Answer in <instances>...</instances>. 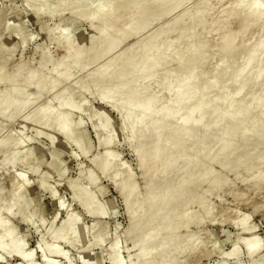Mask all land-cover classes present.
<instances>
[{
    "label": "bare ground",
    "instance_id": "bare-ground-1",
    "mask_svg": "<svg viewBox=\"0 0 264 264\" xmlns=\"http://www.w3.org/2000/svg\"><path fill=\"white\" fill-rule=\"evenodd\" d=\"M63 1L54 2L58 5ZM118 1L100 0L92 12L88 11L91 5L87 0L80 2L82 5L78 4L79 7H73L75 14L91 23L111 19L115 24L112 31L117 37L112 42L105 34L107 31L98 30L102 38L93 42L86 53V66L124 43L140 28L147 29L183 2L175 0L172 5V0H148L143 11L155 6L156 12L151 18L141 21L134 10L140 0H129L126 10L130 20L128 25L121 26L122 11ZM223 2L225 0H208L204 6L187 13L188 19L180 16L164 25L145 41L127 49L92 74L94 88L116 83L112 88L101 90V99L121 116L130 144H140L136 159L145 180L143 194L134 181L123 185L124 180L132 176L124 168H115L117 157L113 153L106 152L92 159L93 164L125 197L129 221L125 234L133 241L136 251L131 264H179L182 255L195 249L197 238L180 237L179 230L188 229L193 224L201 226L205 219L211 218L213 209L207 206L204 216L194 220L189 211H181L175 206L183 203L195 187L203 184L209 185L208 192L227 189L220 175L212 171V165L210 168L211 162L217 163L223 171H234L235 178L252 189L264 187V151H258L264 147V0H236L235 5L215 16L216 9L222 7ZM38 3L48 4L49 0H37ZM98 31H94L92 36L96 37ZM207 33L213 36V40L205 45L201 39ZM83 50L81 47L70 49L71 63L77 65ZM242 54L244 56L239 60ZM214 59L219 63L207 73H202L201 69ZM3 63H0V73L5 71ZM118 65H122V69L116 70ZM22 68L20 66L11 76L3 75L0 80V86L1 83L5 85L0 91V99L4 102L0 116L11 119L19 116L23 109L38 99L36 94L33 97L27 94L29 86L37 87L39 94L52 82L62 81L71 73V68L60 73L55 67V79L51 77L52 81L46 82L47 79L38 77V72L23 74ZM19 83L24 88L16 87L15 84ZM83 88L87 89L84 85ZM230 90L233 91L230 93ZM67 94L74 95L72 91ZM61 106L59 109L64 108L65 112L43 107L27 119L53 129L66 140L79 145L74 138L70 111L81 108L70 102L61 103ZM103 121L97 129L99 144L109 147L114 137L108 131L107 119ZM211 135L215 136L213 143L206 139ZM251 141L254 143L251 149L238 153L241 146ZM14 161L12 159V163ZM251 161L253 166L246 169L245 165ZM25 177H20L22 183H25ZM89 180L95 182L91 174ZM190 187L193 190L190 191ZM21 192L22 188L15 186L7 205L0 206V253L10 254L25 264H33V252L26 250L23 239H18L16 230L2 218L4 214L14 213ZM87 193L83 191L77 196L83 210L87 215L106 217L104 210L93 212L96 200ZM244 200L241 202L246 203ZM76 223L69 216L63 230L56 232L53 240L73 247L79 234ZM254 232V229L246 231L247 234ZM244 245L247 255L254 261L262 249L260 239L252 238ZM234 247L228 258L237 255L238 248ZM47 248L51 256L67 258L61 248ZM112 248L109 264H124L119 250Z\"/></svg>",
    "mask_w": 264,
    "mask_h": 264
},
{
    "label": "rangeland",
    "instance_id": "rangeland-1",
    "mask_svg": "<svg viewBox=\"0 0 264 264\" xmlns=\"http://www.w3.org/2000/svg\"><path fill=\"white\" fill-rule=\"evenodd\" d=\"M54 1L56 0H49L48 4H37V0H0V63H5V71L0 73V80L3 75L11 76L16 73L20 66L23 67V74L38 72V77L41 80L47 79L46 82L55 79V67L60 73L71 68V73L62 81L52 82L39 94L37 87L29 86L27 94L32 95L31 97L36 94L38 99L23 109L24 112L19 116L12 119L0 116V206L7 205L15 186L22 188L21 200L14 208V213L4 214L2 218L16 230L18 239H23L26 250L33 252V264H47L46 261L55 262L53 264H109L113 246L119 250V256L122 257L120 260L123 259L124 264H131L136 251L133 249V241L125 234L129 227L125 197L93 164L92 159L106 152L113 153L117 157L115 168H124L132 176L124 180L123 185L134 181L143 194L145 180L136 159L140 144H130L121 116L101 99V90L112 88L116 83L102 84L100 89L94 88L91 77L95 71L127 49L142 43L164 25L176 21L180 16L188 19L187 13L204 6L208 0H183L178 8L154 21L149 29L140 28L137 33L127 37L124 43L89 66L85 65L86 53L88 54L93 42L102 38V33L98 30L107 31L105 34L110 37V42L116 39L117 34L112 31L114 21L110 19L103 23H91L79 17L74 13L73 7H79L78 4L83 0H64L65 2L60 3L62 6L55 5L57 3ZM98 1L100 0H87L91 5L88 4V11H95ZM128 1H118L122 11L121 26L128 25L130 20L126 10ZM147 1L140 0L134 6L136 17L141 21L151 18L156 12L155 6L143 11ZM174 3L175 0H172L171 4ZM223 4L216 9L215 16H220L227 7L235 5L236 0H225ZM94 31L99 32L96 37L92 36ZM212 40L213 36L209 33L201 39L205 45ZM80 47L84 48V54L76 65L71 63L69 53L71 48ZM242 56L244 55L239 60ZM211 63L204 66L201 72L207 73L219 62L214 59ZM122 67L118 65L116 70ZM15 85L22 87V83ZM4 88V83H1L0 91ZM70 91L74 95H68ZM68 102L81 108L70 111L74 138L79 145L66 140L53 129L27 119L43 107L65 112L59 106ZM3 105V99H0V108ZM104 119H107L108 131L114 137L109 147H101L98 139V125ZM206 139L213 143L215 136L211 135ZM252 143L251 141L241 146L238 153L251 149L254 146ZM258 151L263 152L264 147ZM12 159L16 161L12 163ZM252 162L245 165L246 169L253 166ZM210 168L220 175L227 189H211L208 192V184L197 186L194 190L190 187L192 195L175 206L181 211H189L188 214L194 220L204 216L207 206L210 205L213 209L211 218L205 219L201 226L193 224L188 229L179 230L180 237L190 236L191 239L198 240L195 249L181 256L179 264H264V187L252 189L247 183L237 180L234 171H223L217 163L211 162ZM89 174L94 177V183L89 180ZM20 177H25L27 181L22 183ZM83 191L96 200L93 212L104 210L106 217L87 215L77 198ZM69 216L78 223L76 227L79 234L73 247L53 240V235L63 230ZM248 229H254L255 232L247 234ZM95 231L97 234L100 232L99 236L94 234ZM252 238H259L262 245L254 261L247 255L244 245ZM48 246L61 248L60 251L67 258L51 256ZM233 247L238 248L239 254L228 258ZM1 257L0 264H25L10 254H1Z\"/></svg>",
    "mask_w": 264,
    "mask_h": 264
}]
</instances>
